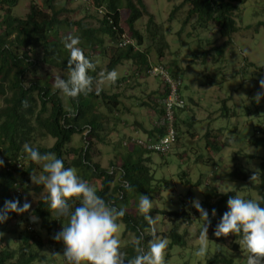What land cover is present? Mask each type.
Returning <instances> with one entry per match:
<instances>
[{"label":"trees","instance_id":"obj_1","mask_svg":"<svg viewBox=\"0 0 264 264\" xmlns=\"http://www.w3.org/2000/svg\"><path fill=\"white\" fill-rule=\"evenodd\" d=\"M18 1L0 0V12H2L0 18V157L3 160L13 161L10 172L0 168V209L3 208L4 202L8 200L18 199L22 205L25 197H17L18 192L20 195L34 194L35 197H38L44 191L43 187L39 185H36L35 188L29 187L32 183L30 175L41 174L42 164H36L27 158L22 147L25 143H29L41 154L55 153L58 159L63 160L65 168H75L77 173L81 175L80 178L93 186L97 190V194L107 203H111L112 206L117 208L127 207L123 192L125 188L121 186V180H126L132 186L133 191L130 192L132 196L147 195L152 200L154 180L150 176L149 164L151 161L150 158H144V152L137 149H128L129 147L119 142L123 152L117 156L120 163V175L116 186H112V182L116 179L114 174L118 172H114L111 176L108 172L99 170L98 165L91 162L89 155L90 149L94 146L92 144L94 141L104 143L107 136L113 135L112 131L114 130L106 135L104 122L109 120L108 115L115 116L117 114L116 121L121 118L119 113L123 109L125 111L123 116L127 114L129 117H133L135 115L133 109L138 107L147 110V116H149L151 123H153L154 118L159 121L164 116V112L158 111L150 101L152 96L160 95L158 92L151 94L147 99H142L141 103L136 100V105L130 106L125 104L128 100L127 94L121 93L120 95L114 92L115 89H126L128 91L131 88L136 89L138 85L140 86L137 77L148 64L147 54L145 53L148 46L146 48L143 46L147 36L145 31L153 28L155 33L153 42L158 41L157 35H160V41L162 42L161 30L154 23L153 16L148 15L144 1L43 0L41 4H37L35 1L30 0L28 2L29 13L24 18H16L12 15V11ZM72 1L81 2L82 4L89 1L91 5L97 8L105 6L107 14L99 19L93 14L94 11L91 13L86 8L79 13L83 14L82 19H70L66 18L65 15L61 19V14L68 11L64 7ZM244 1L186 0L190 5V10L187 12L185 23L190 21L191 17H195V23L200 28L215 30L219 39L223 41V46L219 48L211 44L210 50H205L202 54L204 60H207L208 56L211 57L215 51L216 55L222 57L223 51L232 43L233 35L237 32V21L234 13ZM144 15L148 17V20L146 22L143 20L139 26H136ZM93 23L98 24V27H91ZM68 35L78 36L80 38L78 47L83 50L84 55L90 61L97 63L96 70L94 72L89 70L88 73L94 80L99 79L98 75L102 71L116 70L125 62L130 64V71L122 75L115 84H111L114 87L112 94L103 89L97 95L95 93V83L90 94L87 96L82 94L78 99L66 98L58 90L53 89L55 77L59 76L67 79L68 76L67 60L70 53L63 46V40ZM124 37L133 41L135 45L118 46V43L123 42ZM164 44L165 46L162 47L161 44V47L156 49L159 63L161 62L160 59L164 58L163 48L167 47L166 43ZM40 53L43 55L41 58L42 65L48 66L54 71L39 77L36 71L39 65L38 55L40 56ZM105 61L107 63L102 69L99 63ZM174 65L176 64L166 66V68L173 76H177L173 71L177 70ZM260 71L264 70L260 69ZM120 97L123 102H121ZM24 100H27L30 105L26 109L22 107V101ZM101 107H103V111ZM98 109L103 113H99ZM184 109L175 112L174 131L176 136L173 145L177 144L180 127L182 125L188 126V123L180 118ZM70 113H75V115L72 116ZM135 116L138 117V115ZM140 117L141 115H139V119ZM131 127L137 130L142 128L138 121H134ZM84 131L87 132L88 145L82 148H71L73 136L83 134ZM163 131L165 132V129L161 127V129L145 132L151 136L155 132L163 134ZM254 132L255 134L249 139V144L264 149V127ZM47 138L54 140L51 148L41 145L34 146L33 143L37 139L45 140ZM205 140L209 152H219L221 142L218 136L208 132L205 135ZM161 157L165 158V156ZM14 162H21L22 168H17ZM206 164H210L215 169L214 161L207 159ZM187 175L186 172H182L180 178L184 180ZM216 182L210 176L208 180L204 181L199 178L193 186L201 188V205L209 213L211 225L208 233H212L214 239L223 244L228 240L230 242L229 249L236 251L239 248L241 249L239 244L241 237L239 235L230 234L226 238H216L213 235L216 224L223 213L228 210V198L236 196L234 192L220 195L214 186ZM253 189L260 196L257 202H260L261 207H264V160L260 167L259 184ZM70 203H72L73 210L76 206H79L78 201L74 203L70 201ZM186 209L168 214V217L172 215L176 220L187 221L189 218ZM212 209L216 210L214 217L211 215ZM23 214L10 212L7 221L0 224L2 233L6 234L8 232L14 236L13 239L0 237V264L34 263V253H38L43 247L42 241L36 233L35 223H38L40 229L45 231L50 243L62 244V242L53 240L52 237L61 230L62 226L67 225L66 218H57L55 213L51 212L48 205L41 199L36 201L34 208L26 214V218ZM33 215L38 218L36 221L31 220ZM169 220L171 219L169 218ZM14 221L22 223L30 221L32 229L18 230L19 223L15 229L9 228V231L5 232L4 227ZM118 221L125 224L124 235L132 233L135 237H138L143 234L144 227L137 212L134 215L126 212L125 216ZM176 230L174 226L169 232V237L175 244H178L182 241V238ZM34 248L37 249L35 252H33ZM123 252L127 258H132L136 254L133 242L129 243ZM206 264H233V261L215 255L208 259Z\"/></svg>","mask_w":264,"mask_h":264},{"label":"rangeland","instance_id":"obj_2","mask_svg":"<svg viewBox=\"0 0 264 264\" xmlns=\"http://www.w3.org/2000/svg\"><path fill=\"white\" fill-rule=\"evenodd\" d=\"M33 1L37 4L43 2V0ZM143 1L148 15L153 16V21L160 28L161 36H163L161 42L160 35H157L158 41L154 43L155 33L153 28H149L145 31L147 36L143 46L145 48L148 46L146 54L149 55V61L154 63L159 60L156 49L161 47V44L162 47L165 46L164 43H166L167 47L163 48L164 58L160 61L162 65L167 67L176 64L174 67L177 70L173 71L182 80L180 93L185 102V109L180 118L188 123V126L182 125L180 127L177 144L172 146L170 153L165 158L157 154H145L144 157L150 156L151 162L147 164L150 165V176L154 180L152 186L153 209L149 214L153 218H158L157 235L170 241L166 249V264H206L207 260L215 255L231 259L233 264H246V256L242 248L233 251L229 249L230 242L228 240L225 244L218 242L212 233H208L210 239L208 255L204 259H199L193 255L198 247L197 241L203 221L199 219V213L196 209L191 206V201L198 199L201 203V188L193 185L199 178L204 181L208 180L210 176L213 181H217L214 186L220 195L234 192L236 196H241L244 199L258 201L260 198L258 192L253 188L259 184L264 149L251 146L249 139L255 134L254 131L264 127V98L259 104L252 99L255 93L260 91L259 80L264 78V71H260V69L264 70V0H245L243 4L237 7L234 13L237 21V32L233 35L232 43L223 51L222 57L216 55L215 51L211 57H207V60H204L203 52L210 50L211 44L216 48L223 46V41L219 39L215 30L200 28L195 23V17H191L192 19L185 23L187 12L190 10V5L186 0ZM28 2L30 0H19L12 11V15L16 18H24L29 13ZM64 8H67L68 11L61 14V19L65 16L70 19H82L83 14L79 13L86 8L88 9V6L85 3L72 1L66 4ZM1 16L2 12H0V18ZM143 20L146 22L148 17L144 15L136 26H139ZM91 27H98V24L93 23ZM199 50L202 51L199 52ZM42 57L43 55L40 53L36 71L39 77L54 71V69L42 65ZM106 63V61L99 63L102 69ZM116 71L120 78L130 71V64L125 62L117 67ZM140 85L142 86L138 85L136 89L131 88L128 91L115 89L114 92L120 95L121 93L127 94L126 106L136 105L135 102H142L141 99L146 91L144 87L149 92L157 89L160 84L155 79L146 78L142 84L140 82ZM102 88L112 94L114 87L105 83ZM147 97L144 96V98ZM120 99L123 102L121 97ZM101 109L103 111V107ZM98 111L103 113L99 109ZM146 111L144 108L135 107L133 112L138 117L133 115L131 118L127 114L122 117L125 111L121 109L122 115L119 113L121 118L116 121L117 114L115 116L108 115L109 120L104 122L106 135L114 130L112 131L113 135L107 136L104 143L90 141L93 142L94 146L96 144L95 148L93 146L89 152L91 162L108 173H119L117 156L123 152L119 142L126 135L133 133L130 129L123 130V121L133 124L134 118L136 120L141 115L142 117L137 121L144 130L143 132L138 130V132L144 138L147 136L145 131L150 128L149 116L146 117L148 114ZM208 132L218 136L221 142L218 153L209 152L206 148L205 135ZM88 141L85 132L80 135L76 134L72 138L70 147L82 148L85 146L84 142L88 143ZM33 144L34 146L41 145L51 148L54 140L51 138L37 139ZM207 159L214 161L215 169L210 164H206ZM257 169L259 170L258 179L250 182L249 177ZM182 172L188 174L184 180L180 178ZM78 175L81 176L79 173ZM118 181L114 180L112 186H116ZM29 187L35 188L36 185L31 183ZM123 192L127 201V207H124L126 212L130 215L137 212L140 215L137 210L140 195L132 196L130 191L126 189ZM23 197L26 198H23L24 202L27 200L31 204V208L23 214L26 218V214L34 208L36 201L41 199V196L35 197L34 194H26ZM184 208H187L186 211L188 212L189 219L187 221H178L172 215L168 217V214L181 211ZM140 218L144 227L142 247L147 248L151 234L142 215ZM19 223L20 227L17 229L25 230L30 221L23 223L14 221L4 227V231H9V228L15 229ZM118 223L121 228L117 235L121 241V251L123 252L136 237L131 233L124 235L125 224L122 221H118ZM175 225L177 232L182 235V241L178 244H175L169 237V232ZM35 230L43 247L38 253H34L33 264H41L45 259V251L63 253V244L50 243L45 231L40 229L38 223H35ZM208 231H210V227ZM3 236L6 239L14 238L8 232ZM24 236L26 237L25 234ZM216 243L224 246L223 252L214 251ZM34 249L33 252L37 250ZM48 264H65V262L62 257L58 256L55 260H49Z\"/></svg>","mask_w":264,"mask_h":264},{"label":"clouds","instance_id":"obj_3","mask_svg":"<svg viewBox=\"0 0 264 264\" xmlns=\"http://www.w3.org/2000/svg\"><path fill=\"white\" fill-rule=\"evenodd\" d=\"M85 4L88 6V10L91 13L94 11L93 14L99 19L107 14L105 6L97 8L91 5L89 1H86ZM79 44L80 38L78 36L68 35L64 38L63 46L70 53L69 59L67 60L68 76L67 79L57 76L54 78L53 82L54 90H58L64 97L71 99H78L82 94L85 96L90 94L93 91L94 83L96 84L95 93L99 95L105 83L115 84L119 78L118 72L112 70L110 72H100L99 79L94 80L88 73L89 70L93 72L96 70L97 63L90 61L84 55L83 50L78 47ZM129 44L135 45L133 41L124 37L123 42L118 43V46ZM147 62V66H145L138 75L137 79H139L141 84L146 78H152L159 82L160 85L155 90L148 92L147 88L144 87L146 89L145 97L155 92L160 94H156L150 99L158 111H163L158 102L167 97L169 89L160 75L154 74V70L163 68L168 77L179 82L178 94L183 105L181 107H174L173 113L175 118V112L185 107L184 99L180 96L182 80L179 76H173L167 70L166 66L162 65L161 62L159 63L158 60L151 63L148 54ZM259 88L260 91H257L252 98L257 104L264 98V78L259 80ZM144 96L142 99H144ZM29 106L27 100L22 101L23 108L26 109ZM70 115L74 116L75 113H70ZM138 119L135 120L134 118V121ZM159 121L154 118L153 123H151L149 120L148 123H150V128L148 130L161 129V126L156 127ZM131 125L132 124L123 121V130L126 131L130 129L133 133L126 135V137L123 138L124 140L122 139V145L129 147L128 149H137L144 152V157L145 154H154L145 151L138 142H146L150 138L158 140L165 135L166 128L162 127L165 129L163 134L155 132L151 136L147 134V136L143 138L139 135L138 130L133 129ZM84 132L87 136V132ZM84 143L85 146L88 145L87 142ZM22 147L23 152L31 162L42 164V173L40 175H30L32 184L42 186L44 189L41 193V200L48 205L49 210L55 213L57 218L64 217L67 219V225L62 226L61 230L52 237L56 242H62L64 246L63 253L45 251V259L41 264H48L49 260H55L58 256L62 257L65 264H166V249L170 241L167 238H160L157 235L158 218H153L149 214L153 209V202L147 195H140L137 210L147 222L151 239L148 240V246L145 248L141 246L144 240L143 234L136 237L133 241L136 254L132 258H127L126 254L121 251V241L117 235L121 228L118 220L125 216V208H117L112 206L111 203H107L97 194V190L93 186L80 178L75 168H65L63 160L58 159L55 153L47 152L41 154L29 143H25ZM169 152L159 156H167ZM147 158H150V156ZM12 162L11 160H3L0 157V168L4 169L6 172H10ZM14 163H16L17 168H22L21 162ZM99 170L103 169L99 168ZM258 172V169L253 172L249 177L250 182L258 179ZM109 174L112 176L114 172H110ZM119 175V173L114 174L115 180L119 179ZM121 186L130 192L133 191L132 186L126 180H121ZM16 196L23 198L24 195H20L18 192ZM70 201L73 203L78 201L79 206H76L73 210ZM191 206L196 209L199 213V219L203 221L202 230L199 233L197 241L198 247L193 255L199 259H204L209 252L210 239L208 236V229L211 225V220L209 219L208 210L202 207L198 199H193L191 201ZM30 208L31 204L27 202V200H25L22 205L18 199L5 201L3 208L0 209V224L7 221L9 218L8 213L15 212L17 214H22L27 212ZM227 209L228 210L223 213L219 222L216 224L213 235L216 238H226L230 234L239 235L241 237L239 244L245 253L246 264H264V207H261L260 202L251 199H244L241 196H230L227 200ZM211 215L213 217L216 215L215 209L211 210ZM37 219L36 216H31L32 221H36ZM26 228L27 230H31V224L29 223ZM177 234L182 237L178 232ZM3 235L4 233L0 232V237ZM214 251L223 252L224 246L216 243Z\"/></svg>","mask_w":264,"mask_h":264},{"label":"built area","instance_id":"obj_4","mask_svg":"<svg viewBox=\"0 0 264 264\" xmlns=\"http://www.w3.org/2000/svg\"><path fill=\"white\" fill-rule=\"evenodd\" d=\"M154 74L160 75L163 81L168 85L169 93L166 98L161 99L158 103L162 107L164 112L163 118L156 124V127H165L166 133L164 136L160 137L158 140L152 138L148 139L146 142H138L142 148L150 153L165 155L170 151L172 144L175 141V131H174V107H181L183 102L180 100L178 94L179 82L172 80L167 76L163 68H158L154 70Z\"/></svg>","mask_w":264,"mask_h":264},{"label":"bare ground","instance_id":"obj_5","mask_svg":"<svg viewBox=\"0 0 264 264\" xmlns=\"http://www.w3.org/2000/svg\"><path fill=\"white\" fill-rule=\"evenodd\" d=\"M119 89V88H118ZM163 112V111H162ZM174 120H175V118H174ZM175 125V122H173V126Z\"/></svg>","mask_w":264,"mask_h":264},{"label":"crops","instance_id":"obj_6","mask_svg":"<svg viewBox=\"0 0 264 264\" xmlns=\"http://www.w3.org/2000/svg\"><path fill=\"white\" fill-rule=\"evenodd\" d=\"M141 117H142V116H141ZM139 130H142V131H143V130H144V128H141V129H139Z\"/></svg>","mask_w":264,"mask_h":264}]
</instances>
